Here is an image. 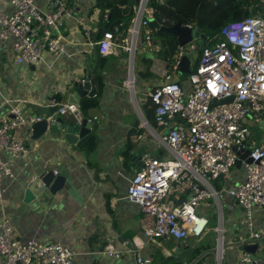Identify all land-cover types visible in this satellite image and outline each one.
Here are the masks:
<instances>
[{
	"label": "crops",
	"instance_id": "0c3cea01",
	"mask_svg": "<svg viewBox=\"0 0 264 264\" xmlns=\"http://www.w3.org/2000/svg\"><path fill=\"white\" fill-rule=\"evenodd\" d=\"M100 1L72 0L76 12L65 19L56 33L62 36L66 55L47 51L39 66L16 64L13 41L0 39L1 116L12 117L10 111L14 107L26 105L20 107L26 117L37 115L51 121L49 107L70 104L75 87L87 76L95 81L98 75L102 83L100 90L95 83V96L82 98L79 103L97 98L96 107L81 112L82 118H88L92 124L90 133L95 139L92 151L80 149L85 138L77 146H71L57 135L33 139L30 128L15 133V138L24 141L31 153L26 160L2 154L11 163L14 177L3 180L5 194L0 202V220L4 214L8 215L22 241L60 243L68 247L75 253L77 264H136L139 256L151 259L152 264H252L243 261L247 254L244 244L250 242L251 232L244 222L243 209L230 197L220 203L209 199L200 204L198 213L209 220L200 238L151 241L144 236V228L151 226L153 220L127 198L130 180L144 156H172L164 143L168 129L155 122L149 94L167 81L166 74L179 82L182 77L178 79L175 69L178 60L171 66L170 58L160 57L161 46L155 43V30L152 43H141L134 53L120 47L108 55L102 54L94 42L102 39L107 30L111 11L103 10ZM35 3L45 12L54 9L47 0H35ZM128 4L129 0L122 5L123 11ZM134 7H131L133 12ZM0 11L12 15L15 8L4 1L0 3ZM81 23L90 30V37ZM127 30L119 26L117 33L124 32L126 39ZM196 55L198 52L188 55L195 60L192 68L197 65ZM175 58L178 59L176 53ZM130 80L133 86L128 88L126 83ZM182 84L186 90L190 89L187 80ZM63 118L75 120L73 115ZM248 123L254 140L263 141L264 121L255 125L249 119ZM51 170L57 175L68 172L65 187L56 195L46 192L32 202H25L29 181ZM244 179L242 166L234 168L228 180H215L211 184L216 189H228ZM189 195L188 189L174 190L170 202L178 205ZM252 220L256 231L264 237V208L256 207ZM221 225L222 240L216 231ZM109 245L122 257L104 254Z\"/></svg>",
	"mask_w": 264,
	"mask_h": 264
},
{
	"label": "built area",
	"instance_id": "2783aa9c",
	"mask_svg": "<svg viewBox=\"0 0 264 264\" xmlns=\"http://www.w3.org/2000/svg\"><path fill=\"white\" fill-rule=\"evenodd\" d=\"M4 1L10 3L15 12L6 15L0 11V39L13 41L16 64L39 66L47 51L57 56L66 55L61 45L62 36L56 33L65 19L76 12L72 0H47L54 7L50 12L41 10L35 0H0V3ZM151 1L138 0L126 39L124 32L118 34L116 30L115 33L105 32L102 39L94 42L102 54L108 55L120 47L134 53L141 43H152ZM252 9H257L253 16L229 22L217 36V43H208L201 54L196 55L197 65L187 78L189 90L166 74L167 81L149 94L155 122L168 129L164 143L172 156H144L130 180L127 198L153 220V224L143 230L151 241L202 237L209 220L198 213L200 204L209 199L220 203L230 197L244 211V222L251 232L249 241H259V246H263V234L256 231L252 217L256 207L264 208V140L259 143L254 140L248 121L255 125L264 121V0ZM81 25L90 37L88 27ZM197 52L196 42L179 46L175 69L185 55ZM126 86L132 87L133 81ZM227 99L232 102L212 107L214 100ZM81 112L80 105L76 104L59 107L61 116L73 115L78 122ZM10 114L14 118L0 115V202L5 194L3 180L14 177L11 163L4 160L2 154L28 159L31 151L24 141L15 138V133L41 120L26 117L18 107ZM248 150L252 163L243 161L245 179L232 188H214L211 182L228 180L236 162ZM186 189L190 191L189 197L173 206L171 193ZM216 231L222 240L223 226ZM104 254L122 257L112 245L106 247ZM217 257L219 263V254ZM243 261L248 263L249 255L245 254ZM0 264L77 262L75 253L60 243L20 240L13 222L4 214L0 220ZM136 264H152V260L139 256Z\"/></svg>",
	"mask_w": 264,
	"mask_h": 264
},
{
	"label": "trees",
	"instance_id": "16d2710c",
	"mask_svg": "<svg viewBox=\"0 0 264 264\" xmlns=\"http://www.w3.org/2000/svg\"><path fill=\"white\" fill-rule=\"evenodd\" d=\"M261 0H153L151 1V8L153 9V21L157 26L154 31L155 43H160L161 49L159 55L165 60L170 58V65H174L177 61L175 53L179 47L178 39L175 36L167 34L160 30L162 26L172 27L177 24L182 26H191L199 30V32L207 37L202 48L198 47V55L201 54L202 49L210 43L213 45L217 43V36L220 34L222 28L229 22L235 20H242L245 15L253 16L257 9H252L255 4ZM128 0H102L103 10L110 9L111 18L107 22V30L105 32L115 33L117 28L121 25L122 29H128L132 22L134 12L131 11L127 16L121 8L122 5L127 4ZM104 32V33H105ZM184 80H180L182 84ZM100 90L101 77H95ZM97 97V96H96ZM97 105V98L83 100L80 104L81 111L87 112ZM95 148V139L92 133L85 137L80 145V149L92 151Z\"/></svg>",
	"mask_w": 264,
	"mask_h": 264
},
{
	"label": "water",
	"instance_id": "95a60500",
	"mask_svg": "<svg viewBox=\"0 0 264 264\" xmlns=\"http://www.w3.org/2000/svg\"><path fill=\"white\" fill-rule=\"evenodd\" d=\"M235 1L237 0H230ZM138 3V0H129V4L124 9V12H130L131 7L135 6ZM248 17V14L245 15V18ZM151 28L154 30L157 29L154 21L152 20L150 24ZM161 31L175 36L178 39L179 46L185 47L192 42H196L199 48H202L207 40V37L199 32L196 28H191L189 26H182L177 24L172 27L162 26ZM97 53V52H96ZM193 60L185 55L177 65V71L181 75L184 81L187 80L188 76L192 73ZM97 93V86L91 77L87 76L86 79L80 82L76 87L75 91L72 93L69 99L70 104L79 105L82 98L87 96L93 97ZM232 99H227L223 101L214 100L212 107L230 103ZM26 105H21V108H25ZM18 107L19 109H21ZM51 121H48L46 118H41L40 121H36L30 129H32L33 139H38L43 135L47 136H62L69 145L77 146L87 135L90 134L92 124L88 118H82L78 122L77 120H67L59 114L58 106L49 107ZM14 118V116H12ZM39 118L37 115L33 116ZM250 151H246L243 155L240 156V159L236 162L235 168L242 167L243 161L247 163H252L251 159H248ZM69 178L68 172H64L60 175H57L55 171L51 170L43 173L42 175L32 179L27 184L25 192V202L29 203L39 198L46 192L56 195L60 192L66 185V181ZM263 246H259V241H250L244 244V252L249 255V259L252 264H264V240L261 241Z\"/></svg>",
	"mask_w": 264,
	"mask_h": 264
},
{
	"label": "rangeland",
	"instance_id": "374dc122",
	"mask_svg": "<svg viewBox=\"0 0 264 264\" xmlns=\"http://www.w3.org/2000/svg\"><path fill=\"white\" fill-rule=\"evenodd\" d=\"M192 60H193V66H194V65H195V62H194V61H195V60H194V57H193V59H192ZM136 69H138V65L136 66ZM136 69H135V71H136ZM177 75H178V79H179V78L181 77V75H180L179 73H177Z\"/></svg>",
	"mask_w": 264,
	"mask_h": 264
},
{
	"label": "bare ground",
	"instance_id": "6f19581e",
	"mask_svg": "<svg viewBox=\"0 0 264 264\" xmlns=\"http://www.w3.org/2000/svg\"><path fill=\"white\" fill-rule=\"evenodd\" d=\"M221 256V255H220Z\"/></svg>",
	"mask_w": 264,
	"mask_h": 264
}]
</instances>
